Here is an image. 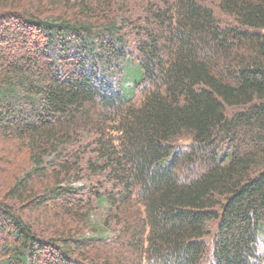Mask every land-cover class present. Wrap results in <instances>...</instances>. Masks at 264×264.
Segmentation results:
<instances>
[{"label":"trees","instance_id":"1","mask_svg":"<svg viewBox=\"0 0 264 264\" xmlns=\"http://www.w3.org/2000/svg\"><path fill=\"white\" fill-rule=\"evenodd\" d=\"M0 264H264V0H0Z\"/></svg>","mask_w":264,"mask_h":264},{"label":"rangeland","instance_id":"2","mask_svg":"<svg viewBox=\"0 0 264 264\" xmlns=\"http://www.w3.org/2000/svg\"><path fill=\"white\" fill-rule=\"evenodd\" d=\"M80 184V183H79ZM79 184H77V185H79Z\"/></svg>","mask_w":264,"mask_h":264}]
</instances>
